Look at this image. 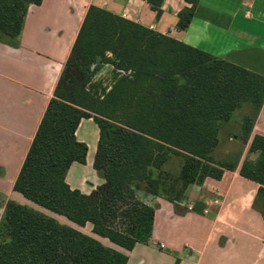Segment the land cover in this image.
I'll return each mask as SVG.
<instances>
[{
	"label": "trees",
	"instance_id": "16d2710c",
	"mask_svg": "<svg viewBox=\"0 0 264 264\" xmlns=\"http://www.w3.org/2000/svg\"><path fill=\"white\" fill-rule=\"evenodd\" d=\"M155 8L160 0H148ZM42 0H0V36L16 39L30 5ZM178 14L191 22L198 0ZM122 74L99 94L91 80L101 65ZM264 102V77L136 23L89 7L59 81L31 142L13 190L69 223L130 251L152 236L154 210L135 189L171 203L204 178L219 180L233 161H215L223 124L246 107L240 139L247 142ZM98 128L94 169L104 184L84 195L65 175L85 163L86 144L75 131L81 119ZM239 175L258 184L254 207L264 211V136L253 135ZM177 175L164 169L172 157ZM126 254L53 217L8 202L0 225V264H126Z\"/></svg>",
	"mask_w": 264,
	"mask_h": 264
},
{
	"label": "crops",
	"instance_id": "0c3cea01",
	"mask_svg": "<svg viewBox=\"0 0 264 264\" xmlns=\"http://www.w3.org/2000/svg\"><path fill=\"white\" fill-rule=\"evenodd\" d=\"M91 6L264 77V0H198L184 30L177 22L180 11L189 7L185 0H160L157 8L148 0H42L30 5L19 37L0 36V225L6 204L14 202L126 254V264H264V211L254 207L258 184L239 175L243 159L256 158L247 154L251 137L264 136V102L235 169L224 170L219 180L204 178L190 185L176 203L135 189L136 197L154 210L153 229L147 243L130 251L94 235L91 224L73 225L13 190ZM102 65L100 72L114 71L112 83L122 74ZM75 137L86 144L87 155L84 164H71L65 181L89 195L104 184L94 169L98 128L91 118L80 120ZM219 140L220 146V135Z\"/></svg>",
	"mask_w": 264,
	"mask_h": 264
},
{
	"label": "rangeland",
	"instance_id": "374dc122",
	"mask_svg": "<svg viewBox=\"0 0 264 264\" xmlns=\"http://www.w3.org/2000/svg\"><path fill=\"white\" fill-rule=\"evenodd\" d=\"M101 67H103V65H101ZM100 69L92 78L91 87L98 89L99 92H103L104 88L108 87L112 83L114 79V71L113 73L110 71L100 72ZM101 80L104 82V87H101ZM248 112L249 110L246 107H243L233 114L229 122L222 125L220 131L222 141L220 146H218V148L213 153L215 161L227 160L230 162L241 155V152L245 146L243 141L240 139L241 119L242 116ZM248 158L254 159L252 155ZM181 163L182 159L180 157L172 156L165 163L164 169L172 175H177Z\"/></svg>",
	"mask_w": 264,
	"mask_h": 264
}]
</instances>
